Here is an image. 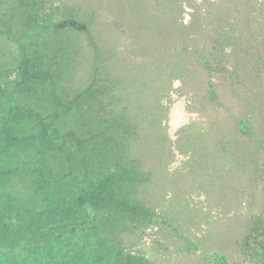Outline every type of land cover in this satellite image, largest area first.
Instances as JSON below:
<instances>
[{"label": "trees", "instance_id": "16d2710c", "mask_svg": "<svg viewBox=\"0 0 264 264\" xmlns=\"http://www.w3.org/2000/svg\"><path fill=\"white\" fill-rule=\"evenodd\" d=\"M177 100L192 117L171 135ZM41 191L86 264L149 228L155 264H264V0H0L13 235L45 225Z\"/></svg>", "mask_w": 264, "mask_h": 264}, {"label": "rangeland", "instance_id": "374dc122", "mask_svg": "<svg viewBox=\"0 0 264 264\" xmlns=\"http://www.w3.org/2000/svg\"><path fill=\"white\" fill-rule=\"evenodd\" d=\"M39 74V72H36L34 75L38 76ZM55 75L56 74L54 73H50L48 77L53 79ZM42 87L43 86H32L30 90L35 92V94H38ZM191 117V114L187 113L185 109L184 101H175L171 116L172 128L170 130V134L174 135L182 124L190 121ZM14 145L15 144L12 145V148L14 149H10L8 156H11V153L14 154L16 151L18 152L19 147L15 148ZM4 163L7 162L5 161ZM6 170L7 168L4 172ZM35 180H37L38 186H42L40 183L42 180L41 178H37ZM41 192L46 199L49 198L50 200L47 207L48 211L43 213V215L37 216L34 220L43 221L45 225L39 227L29 226L21 229L18 235H13V232L7 230L5 225L0 222V246L7 245L11 249H19L15 253L16 255L13 256V259L4 255L7 260H3L0 256V264H60L62 261L65 264H86L88 262V259L84 258L86 250L79 246L86 244L88 239L83 238L81 242H78L77 239H74L72 236H68L63 227L59 225L55 227L48 226L49 222H56V220L60 219V216H67L70 213V211H67L66 213L57 212L56 202L62 199L61 194L55 195L50 192ZM7 208H9V205L7 203H3V209L5 210ZM154 230L155 228L148 229L149 234L145 237L147 240H138L136 242L138 247L133 246L128 247L129 250L127 249V251L123 250L127 254L123 251H116V254L111 252L109 255V252L105 249L106 246H104V244H96L92 252L90 250L92 253L91 258H93L94 264H155V261L157 263L161 262L162 259H159L158 257L157 260H152V252L155 253V250L152 248V241L155 237V235H153ZM25 239L27 240L23 243ZM72 239L79 246L73 244ZM132 244L134 245L135 241ZM20 245H23L24 247L21 249L22 246ZM154 246L156 247V244H154ZM24 252L28 253L26 258H24L21 254ZM174 258L175 257H169L164 259L163 264H171L172 259ZM84 259H86V261H82Z\"/></svg>", "mask_w": 264, "mask_h": 264}]
</instances>
